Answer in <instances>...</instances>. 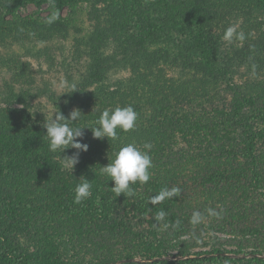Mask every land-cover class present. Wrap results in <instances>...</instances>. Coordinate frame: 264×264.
Masks as SVG:
<instances>
[{
	"label": "trees",
	"instance_id": "obj_1",
	"mask_svg": "<svg viewBox=\"0 0 264 264\" xmlns=\"http://www.w3.org/2000/svg\"><path fill=\"white\" fill-rule=\"evenodd\" d=\"M30 1L37 3L46 1L57 10L54 11L53 16L45 20L24 18L19 23L15 19V24H21L20 26L33 31L40 28H47L49 31L62 30V27L67 30L70 22H62L59 10L67 4L74 5L77 0H9L14 7ZM95 1L104 2L107 12L114 14L117 24L121 23L124 26L127 20L134 26L132 34H128L124 27L117 30V25L112 29L102 28L92 33L83 45L89 48L88 56L91 59L89 78L92 82L105 77L115 67L123 68L130 65L136 71L137 77L132 81V97H138V95H145V97L133 103V108L138 114L135 128L128 132L121 130L122 138L118 147L127 143H136L143 149L144 144H151L150 149H144L145 151L155 150L156 154L150 169V179L147 183L138 181L133 184L134 196L121 194L117 197L111 190L114 182L97 171L98 159L93 160L96 171L91 170L84 159L78 166V175L75 179L60 181L55 172L49 169L50 166L57 165L59 161H56L58 153H53L49 149L46 131L35 129L25 121L18 120L16 112L6 115L1 112L0 264H35L31 261L33 255L16 242L15 233L18 231H14L15 225L21 226L24 230L37 226V229L42 230L40 235L44 240L58 233L55 231V223L61 226L63 233L70 237L75 232L71 231L72 229H84L87 226L86 230H88L89 223L97 219L106 221V227L115 229L116 226H120L122 230H127L124 221H118L115 211L120 207L127 209V206L131 205L130 210L141 216L151 212H156L157 215L161 210L166 213L163 220L157 221L155 218L151 221L154 236H156L159 225L165 220H176L179 212L193 214L191 210L193 203L200 204L201 198H206L204 197L206 193L212 198L219 199L224 194L239 190V197L243 198V194H246V184L253 178L258 181L261 176L260 172H256L251 167L242 169L241 173L235 171L231 174L229 165L227 167L222 166L221 163L219 165L222 156L229 153L225 151V146L239 139L244 142L242 156L255 163L258 157V138L250 121L252 117L248 118L242 112V107L236 106L237 109L231 112H220L218 107L212 104L210 95L213 92L217 95L219 83H225V88L236 90V85L229 83L230 80H228L233 73L231 66L235 62L239 66H250L249 70L258 74L254 76L259 80H261L259 75L264 77V40L258 44H254V39L245 40L241 46L236 44L237 46L228 55L226 54L225 62L221 63L218 54L222 43L211 33L212 22L219 17V13L206 9L205 5L207 6L210 0ZM220 1L223 7L228 9L253 10L258 7L264 9V0ZM140 2H144L143 8L137 7ZM126 12L128 16L125 20L123 13L126 14ZM174 26H177L178 31H173ZM17 29L20 28L17 27ZM179 31L191 38L188 54L192 58H186L183 66L188 71L193 70L194 74L196 72L201 75L199 78H193V85L174 80L167 85L166 80L161 83L157 74H153V68L161 63L178 64L176 59L183 57L179 47L185 40L177 41ZM119 40L127 43L126 46L119 51L105 52L104 49L110 47L112 43L122 46ZM161 43L165 47H160ZM192 54L198 57H193ZM256 94H259V90L252 94L253 100L258 98L259 95L254 96ZM202 95L209 100L202 101V104L195 103L196 98ZM246 98L249 99L242 96L239 100L244 103ZM185 100H188L187 108L182 106ZM193 103L196 107L201 105L199 110L202 115L196 116L193 111L189 112V105ZM68 106L70 107L71 104ZM58 108L64 114H66L64 110L68 111L63 105H58ZM166 110L171 111V115H165ZM185 112H188L186 116H184ZM192 115L196 117L192 119ZM238 128L241 129V135L236 133ZM174 134L187 136V142L184 145L176 144ZM119 148H115L112 153ZM38 156H41V159ZM94 156L98 158L99 154L97 155L96 152ZM108 160L112 161V159ZM249 173L252 176H248ZM84 178L92 183V195L77 204L74 202V189ZM163 188L169 190L176 188L179 192L153 203L152 198ZM38 217L41 219L38 220ZM122 217L126 216L122 215ZM119 222L120 225H118ZM45 223H51V228ZM33 231L30 230L28 233L31 238L34 237ZM82 232L88 235L89 231ZM112 232L104 239V242L108 244V249H105L108 254L112 247L123 246L130 239L128 231ZM92 237L88 238L89 247L93 244ZM159 242L160 239L157 242H150L152 244L150 254H158ZM44 254L41 256L40 251L37 255L41 256L38 264H60L57 259L48 256V253ZM187 260L200 261L201 259ZM210 260L215 258L212 257ZM174 262L158 261L156 264ZM83 264L99 263L83 261Z\"/></svg>",
	"mask_w": 264,
	"mask_h": 264
},
{
	"label": "rangeland",
	"instance_id": "obj_2",
	"mask_svg": "<svg viewBox=\"0 0 264 264\" xmlns=\"http://www.w3.org/2000/svg\"><path fill=\"white\" fill-rule=\"evenodd\" d=\"M144 5V2H140L137 7L143 8ZM205 7L219 13V17L212 22L211 33L222 43L218 54L221 63L225 62L226 54L228 55L235 46H241L245 40L254 39V44L264 40L263 8L228 9L223 7L220 0H210ZM56 10L51 3L46 1L42 3L30 1L14 7L9 0H0V113L6 115L16 112L18 120L25 121L35 129L46 131L43 125L55 115V112L60 111L64 114L58 105H63L68 109V111L64 110L66 117L73 109H79L82 114L78 124L88 127L98 126L96 122L106 109L113 110L116 107L129 105L134 107L133 103L145 97V95L132 97V81L137 77L136 71L130 65L123 68L115 67L105 77L92 82L89 78L91 68L89 48L83 45L92 33L102 28L112 29L115 25H117V30L124 27L128 34H132L134 26L126 20L128 12L123 13L126 24L124 22L122 26L121 23L117 24L114 14L107 12L104 2L95 0L78 2L77 0L74 5L67 4L59 10L62 22H70L67 30L61 26L62 30L49 31L47 28H40L33 31V29L27 30V27L14 23L15 19L21 23L24 18L45 20L53 16ZM13 24L15 26H12ZM11 26L12 31H10ZM229 26H234L237 33L243 32L245 38L240 40L234 37L231 42L225 41L224 32ZM173 29V31H178L177 26ZM178 34L177 41L185 40L184 43H180L181 47H179L183 57L176 59L178 64L161 63L153 68V74H157L161 83L166 80L167 85L172 80L193 85V78H199L201 75L195 71L194 74L193 70L188 71L183 66L186 58H192L188 54L191 38L180 31ZM119 41L122 46L112 43L110 47L104 49L105 52L119 51L126 46L127 43ZM161 46L165 47L162 43ZM192 56L198 57L195 54ZM249 67L239 66L235 62L231 66L233 73L228 80H230L229 83L236 85V90L225 88V83H219L217 95L214 92L210 95L212 104L218 107V111L231 112L237 109L236 106H240L248 118L252 117L250 121L258 138L256 162L253 163L251 159L242 156L244 142L240 139L225 146V151L229 153L222 156L219 162V165L221 163L225 167L229 165L231 174L235 171L241 173L242 169L249 167L261 173L258 181L253 178L246 184V194H243V198L239 197V190L224 194L219 199L212 198L206 193L207 196L204 195V197L208 200L201 198L202 202L197 205L193 203L191 208L193 212L202 213L204 218L200 224L190 223L192 214L185 213V211L179 212L176 220H165L159 225L156 236H154V227L151 224V221L156 218V212L141 216L130 210L131 205H128L127 209L120 207L115 211V216L119 218L118 221H124L127 230H122L120 226H116L115 229L106 227V221L97 219L89 223L90 229L88 230H86L87 226L84 229H72L71 231L75 232L70 237L63 233L61 226L55 223V231L58 233L44 240L40 235L42 230L37 229V226L24 230L21 226L15 225L14 231H18L15 233V240L33 255L31 261L38 264L41 256L48 253V256L57 259L60 264H80L81 262L83 264V261L99 264H156L158 261H175L172 264H264V81H262L264 77L259 75L261 78L259 80L254 76L258 74L249 70ZM62 84H75L76 87L75 89L67 86L61 87ZM257 90L259 94L254 96H259L254 99V102L251 96ZM242 96L249 97V99L246 98L245 102L241 103L239 99ZM208 100V97L202 95L196 98L195 103L202 104V101ZM185 101L182 106L187 108L188 100ZM68 104L71 106L69 107ZM200 106L196 107L193 103L189 105L190 111H188H193L196 116L202 115L199 110ZM171 113L167 110L164 112L165 115H171ZM187 113L185 112L184 116ZM195 115L191 116L192 119L196 117ZM117 131L119 138L108 140L107 138L95 139L91 130L85 129L81 142L88 145V150L80 152L82 156H79V162L73 170L63 165L59 154L56 159L59 162L57 165L50 166L49 169L55 172L60 181H72L78 175V166L84 159L93 171H96L93 160L98 159L97 171H100L102 166L111 162L108 159L114 158L113 150L119 148L118 143L121 141L122 134H120L121 130ZM236 133L241 135V129L238 128ZM174 135L176 144L184 145L187 142V136ZM74 152H76L75 149H67L65 154L71 155ZM96 152L97 155L99 154L98 158L94 156ZM148 153L153 163L156 159L155 150L148 151ZM38 157L41 159V156ZM247 175L252 176L251 173ZM41 217L43 220V216ZM41 217H38V220ZM177 221H179L178 224ZM120 222L118 225L121 224ZM46 225L50 227L51 223ZM30 230H34L33 238L29 237ZM82 231H89L88 235H84ZM112 231L116 233L117 231H128L130 239L123 246L112 247L108 254L105 250L108 249V244L104 242V239L112 234ZM91 237L93 244L89 247ZM159 239L158 254H150L149 250L152 248L150 242H157ZM40 251L41 256L38 257ZM212 257L215 260H210ZM192 258L201 260H187Z\"/></svg>",
	"mask_w": 264,
	"mask_h": 264
},
{
	"label": "clouds",
	"instance_id": "obj_3",
	"mask_svg": "<svg viewBox=\"0 0 264 264\" xmlns=\"http://www.w3.org/2000/svg\"><path fill=\"white\" fill-rule=\"evenodd\" d=\"M234 37L240 40L245 38L243 32L237 33L234 26H229L224 32L223 39L231 42ZM65 86L72 89L76 87L75 84L61 85V87ZM81 114L79 109H73L66 117L58 111L43 125L46 129L45 136L47 137L50 151L58 153L63 165L72 170L79 162L80 152H86L88 150V145L81 142L85 134V129H90L95 139L107 138L108 140H117L119 138L117 130L128 132L134 129L138 119V114L131 105L116 107L113 110H104L96 122L98 125L96 127L80 126L78 121ZM150 148L151 144L147 143L143 145V149L136 143H127L113 153L114 158L110 163L101 167V175L109 177L114 182L111 190L117 197L121 194L129 197L134 196L135 192L132 185L138 181L141 183H147L149 181L152 158L148 151L144 149ZM67 149H75L76 152L67 155L65 154ZM91 189L92 183L86 178L82 179L74 189V202L80 204L90 198L92 195ZM177 192H179V189L174 188L169 190L163 188L158 195L152 198V202L162 201ZM165 216L166 213L161 210L156 215V220L161 221ZM203 218L201 212L195 211L191 216L190 223L198 225L202 222ZM176 223L178 224L179 221Z\"/></svg>",
	"mask_w": 264,
	"mask_h": 264
}]
</instances>
